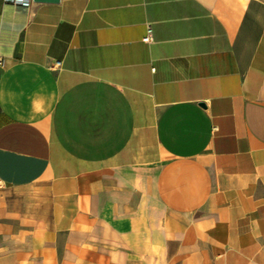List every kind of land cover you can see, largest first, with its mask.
I'll return each mask as SVG.
<instances>
[{"label":"crops","instance_id":"1","mask_svg":"<svg viewBox=\"0 0 264 264\" xmlns=\"http://www.w3.org/2000/svg\"><path fill=\"white\" fill-rule=\"evenodd\" d=\"M0 60V264H264V0H0Z\"/></svg>","mask_w":264,"mask_h":264},{"label":"built area","instance_id":"2","mask_svg":"<svg viewBox=\"0 0 264 264\" xmlns=\"http://www.w3.org/2000/svg\"><path fill=\"white\" fill-rule=\"evenodd\" d=\"M4 1L13 3L18 6L26 7V8L30 7L31 4L33 3V0H4ZM151 39L152 38L150 36V30H148V33L146 34V36H144L143 40L145 42H150ZM0 64H2V60H0ZM56 66H60V62H57Z\"/></svg>","mask_w":264,"mask_h":264},{"label":"water","instance_id":"3","mask_svg":"<svg viewBox=\"0 0 264 264\" xmlns=\"http://www.w3.org/2000/svg\"><path fill=\"white\" fill-rule=\"evenodd\" d=\"M35 2H57L58 0H33Z\"/></svg>","mask_w":264,"mask_h":264}]
</instances>
